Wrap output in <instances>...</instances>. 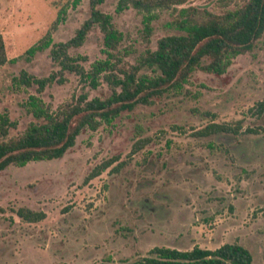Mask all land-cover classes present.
I'll list each match as a JSON object with an SVG mask.
<instances>
[{
  "label": "rangeland",
  "instance_id": "rangeland-1",
  "mask_svg": "<svg viewBox=\"0 0 264 264\" xmlns=\"http://www.w3.org/2000/svg\"><path fill=\"white\" fill-rule=\"evenodd\" d=\"M117 1L104 0L98 9L123 34L118 50L124 64H134L147 47L154 50L158 39L181 34L172 24L177 12L163 11L152 21L146 45L143 17L133 9L116 14ZM245 2L187 0L178 8L220 16ZM65 4L0 0V35L9 60L0 67V114L17 123L10 137L35 122L30 96L54 111L81 93L88 99L110 95L105 84L92 90L69 73L63 84L53 83L40 94L35 86L13 84L20 71L43 78L59 70L48 49L26 51ZM88 16V0L68 7L52 42L69 40ZM70 54L86 57V69L104 59L98 28ZM263 99L264 33L224 74L196 70L182 89L123 111L96 131L82 130L61 158L8 166L0 172V264H125L154 247L214 250L226 243L246 248L252 264H264V136L246 132L264 127V112L254 117L250 111ZM236 122L238 134L196 135L210 123ZM110 159L117 161L84 183L95 166ZM20 207L42 211L45 218L25 223L13 212Z\"/></svg>",
  "mask_w": 264,
  "mask_h": 264
},
{
  "label": "trees",
  "instance_id": "trees-1",
  "mask_svg": "<svg viewBox=\"0 0 264 264\" xmlns=\"http://www.w3.org/2000/svg\"><path fill=\"white\" fill-rule=\"evenodd\" d=\"M187 0H118L115 13L133 9L143 17L142 37L146 45L152 34V21L163 11L177 12L172 24L180 31L157 40L156 48H146L134 64H124L118 47L123 34L118 31L112 17L98 9L104 0H88L89 16L65 42L53 43L52 32L65 20L67 8L74 9L81 0H66L45 35L26 54L49 50L50 60L59 70L47 77L37 78L20 71L13 78L16 87H36L40 94L47 86L63 84L65 73L75 75L83 86L92 90L105 84L110 95L105 99H88L81 93L74 103L61 104L54 111L49 104L35 96L29 97V113L35 122L15 137L10 130L17 123L6 113L0 114V172L8 166L23 167L29 162L49 161L61 158L74 146L76 137L84 129L96 131L102 124L110 125L123 111H131L136 105H149L151 99L169 90L182 89L189 76L196 70L222 75L239 55L250 51L264 33V0L246 2L217 16L200 13L192 8H178ZM94 27L102 34L104 59L95 60L86 69L84 56H72L70 49L80 47ZM126 53V52H125ZM9 62L0 35V67ZM254 117L264 112V99L250 109ZM240 123H210L196 135L218 133L238 134ZM247 133L264 136V127L247 129ZM141 148V146L139 147ZM134 151V150H133ZM117 159H110L95 166L85 177L84 183L100 176ZM122 164H118L115 170ZM2 211V209H0ZM25 223H38L45 218L42 211L26 207L13 210ZM264 215V214H263ZM99 264H110L102 261ZM125 264H252L250 252L237 243H226L214 250L193 247L179 250L154 247L145 256Z\"/></svg>",
  "mask_w": 264,
  "mask_h": 264
}]
</instances>
